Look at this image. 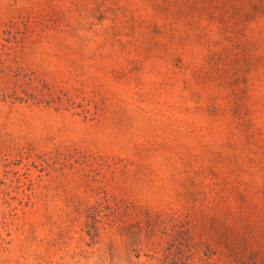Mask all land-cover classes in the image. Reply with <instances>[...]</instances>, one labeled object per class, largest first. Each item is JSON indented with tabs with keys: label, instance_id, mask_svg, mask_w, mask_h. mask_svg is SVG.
<instances>
[{
	"label": "rangeland",
	"instance_id": "rangeland-1",
	"mask_svg": "<svg viewBox=\"0 0 264 264\" xmlns=\"http://www.w3.org/2000/svg\"><path fill=\"white\" fill-rule=\"evenodd\" d=\"M0 264H264V0H0Z\"/></svg>",
	"mask_w": 264,
	"mask_h": 264
}]
</instances>
